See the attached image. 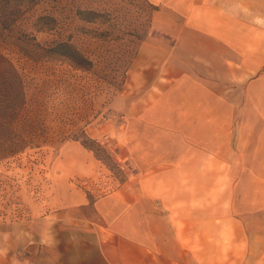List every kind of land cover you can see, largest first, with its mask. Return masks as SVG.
Here are the masks:
<instances>
[{"label": "crops", "instance_id": "1", "mask_svg": "<svg viewBox=\"0 0 264 264\" xmlns=\"http://www.w3.org/2000/svg\"><path fill=\"white\" fill-rule=\"evenodd\" d=\"M150 1L183 14L178 61L148 66L111 134L125 179L93 201L80 188L58 194L63 240L85 232L92 244L38 263L264 264V26L222 7L244 0ZM80 161L74 174L97 172Z\"/></svg>", "mask_w": 264, "mask_h": 264}, {"label": "rangeland", "instance_id": "2", "mask_svg": "<svg viewBox=\"0 0 264 264\" xmlns=\"http://www.w3.org/2000/svg\"><path fill=\"white\" fill-rule=\"evenodd\" d=\"M222 7L255 12L264 26L257 20L264 0ZM182 17L150 0H45L11 32L0 31V263L7 253L25 264L53 263L92 244L85 232L63 240L70 224L55 215L66 211L58 194L65 200L61 189L80 188L93 201L125 179L111 134L124 124L126 104L144 94L148 66L178 61ZM60 40L84 61L52 53ZM80 160L95 161L97 172L74 174Z\"/></svg>", "mask_w": 264, "mask_h": 264}, {"label": "trees", "instance_id": "3", "mask_svg": "<svg viewBox=\"0 0 264 264\" xmlns=\"http://www.w3.org/2000/svg\"><path fill=\"white\" fill-rule=\"evenodd\" d=\"M45 0H0V31L6 33L11 32L17 23H19L26 11L36 7ZM90 15L94 12L88 10L83 11ZM42 18H49L48 16H39V20ZM53 53L64 55L76 59L79 62L84 61L80 52L72 46L70 42L57 41L51 50ZM24 134L25 132L22 131ZM29 135V133L27 134ZM32 135H30L31 137Z\"/></svg>", "mask_w": 264, "mask_h": 264}, {"label": "bare ground", "instance_id": "4", "mask_svg": "<svg viewBox=\"0 0 264 264\" xmlns=\"http://www.w3.org/2000/svg\"><path fill=\"white\" fill-rule=\"evenodd\" d=\"M257 20H258V22L264 24V19H260V18H258Z\"/></svg>", "mask_w": 264, "mask_h": 264}]
</instances>
